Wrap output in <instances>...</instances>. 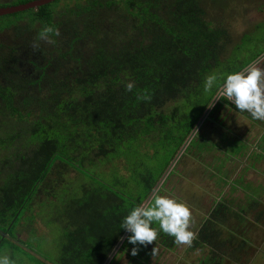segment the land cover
<instances>
[{
	"label": "trees",
	"instance_id": "obj_1",
	"mask_svg": "<svg viewBox=\"0 0 264 264\" xmlns=\"http://www.w3.org/2000/svg\"><path fill=\"white\" fill-rule=\"evenodd\" d=\"M45 26L59 35L40 39ZM6 30L15 40H0V230L8 235L0 234V255L11 264H28L18 250L31 264H104L125 232L120 221L145 203L224 77L264 51L241 58L237 52L253 38L245 36L250 39L222 61L232 35L223 21L208 19L203 0H54L0 16V33ZM213 74L216 85L205 92L204 79ZM129 81L134 83L130 92ZM222 107L235 109L218 98L184 154L199 157L218 146L200 129L210 118H222ZM229 131L219 135L221 146L230 148L222 146L225 156L212 165L214 180L222 178L215 181L219 186L231 179L225 163L247 151L236 147ZM62 166L75 169L77 178L66 180L58 172ZM34 207L43 218L51 211L53 221L62 224L54 240L57 256L48 263L18 238L23 218L30 216V224L36 219ZM231 216L244 225L248 211L234 212L227 199L219 201L194 237L192 248L213 247L214 255L202 264H221L215 253L232 243L221 239L223 220ZM152 227L158 232L155 242L175 247L158 224ZM133 246L126 237L109 264ZM138 247L142 263L148 262V250ZM129 255V264H137V256Z\"/></svg>",
	"mask_w": 264,
	"mask_h": 264
},
{
	"label": "rangeland",
	"instance_id": "obj_2",
	"mask_svg": "<svg viewBox=\"0 0 264 264\" xmlns=\"http://www.w3.org/2000/svg\"><path fill=\"white\" fill-rule=\"evenodd\" d=\"M9 1L11 0H0V2ZM203 7L208 14V19L214 18L218 22L223 21L232 35L230 36L228 46L224 50L225 53L221 57L222 61L227 59V55H235L236 46L242 43L245 36L253 38L252 42L241 46L240 50L237 52L241 58L251 57L254 52L264 47V0H203ZM76 21H78V19ZM250 37L243 40V42L246 43ZM0 40L4 43L13 42V40H15L13 31L6 30L1 32ZM262 64L263 63L259 66ZM219 112V114L222 115V118L217 116L214 117L217 120L210 118L200 129L203 136L209 140L217 141L218 146L215 147L213 151L206 152L203 156L200 155L199 157L194 152H190L188 155L183 152L175 164L177 168L175 174H173L166 182L165 188L161 194L165 196H174L190 208L191 218L189 230L193 234L190 245L176 244L174 248L168 249L161 245V243L153 241L151 244L145 246L149 253L148 262L146 259V262L142 263L145 259L141 258V254L137 253V255H135L137 256V264H202L201 260L212 254L213 251L211 250H213V247L209 244H204L203 247L197 245L195 248H192V246L194 237H196L204 222L210 218L212 210L216 204L219 201L226 199L230 203L231 200L230 185L219 187L215 184L216 180H214L212 176L215 171L212 168L215 158H222L225 156L222 150V146H225L224 144L221 146L222 143H220L219 134L221 131L224 130L226 132L227 130H230L229 134L234 136V138H236V142L239 143L236 147H247V151L245 150L246 152L243 155L230 158L231 160L224 165L226 167L224 170L227 171V174L230 175V178L232 179L231 182L236 185H246L250 189L254 187L264 189V185H259L258 183H264V136H262L264 133V121L253 120L250 115L237 112L235 109L228 111L224 110L222 107ZM208 114H203L199 121H201L203 116L206 115L203 120L204 122L208 117ZM216 114H218V111L215 115ZM251 120L256 123V125L252 128L250 127ZM247 138L249 139L247 140ZM244 142H246L247 146H244ZM250 144L251 146H254V149L250 147ZM240 148H231V151L235 152ZM250 154L253 155V158L251 159L246 156ZM259 158L261 159L257 160L256 163L255 159ZM247 167H250L249 170L244 172L247 174V178L245 177L243 179L242 174H240V176H236L238 172L244 171ZM61 169L62 171L58 170V172H61V175H64L66 180L72 178L74 179L78 176V172L69 166H62ZM250 176L252 178L249 180ZM1 178L2 176H0V179ZM245 179L248 180V182H245ZM218 180L221 181L222 178H218ZM218 180L216 183H219ZM232 207L236 209V206ZM39 209L40 208L35 207L32 209L36 214V219L33 223L30 224L27 221L30 220L28 219L30 216L23 218L25 226L19 227L20 231L18 238L23 241L29 249L36 252L37 255L35 256H41L42 260L48 263V258H55L57 256L54 240L60 237L61 234L59 230L62 224L58 220L53 221L54 213H51L49 210L47 211V214L44 213L46 215L45 218H43L42 215L37 214ZM30 213L31 211L29 214ZM256 214L257 213L255 212L250 214V217L246 220L248 223L246 226L239 224V221L235 216H231V220L225 219L224 226H222L223 229L221 231V239L232 240L233 245H231L230 248L234 249L236 244L237 247H241L240 245H243L238 249V254L241 257L242 264H264V244H262V240L264 238V211L261 210L259 213V215H263L261 219L263 223L260 222V226L255 225ZM45 219L49 224L44 221ZM51 221L54 224L50 226ZM32 229L35 230L36 235L33 231H31ZM255 232H257L258 235H261L262 238L259 240L260 242L256 241L253 245H250L249 239L252 240V238H254L251 235ZM240 236L244 237V241L241 240V243L239 241ZM10 239L15 240L16 238L10 237ZM154 247H156V253L155 255H152V249ZM226 249L225 251L223 249H219L215 254L218 258H223L221 264H232L226 260L228 257H231L232 251L228 248ZM129 253H131V248L122 256L117 257L116 264H129ZM17 256L27 261L28 264H31L32 262V259L21 250L17 251Z\"/></svg>",
	"mask_w": 264,
	"mask_h": 264
},
{
	"label": "clouds",
	"instance_id": "obj_3",
	"mask_svg": "<svg viewBox=\"0 0 264 264\" xmlns=\"http://www.w3.org/2000/svg\"><path fill=\"white\" fill-rule=\"evenodd\" d=\"M50 34L58 36L59 32L45 26L39 37L47 40ZM216 81L214 74L206 76L203 90H212ZM133 88V82L125 84L126 91ZM217 97L233 105L237 112H246L253 120L264 121V67L251 64L246 69L227 74L217 89ZM190 218V208L182 201L174 196L155 195L150 204L141 203L132 208L120 221V229L129 233L127 242L134 245L131 255L135 256L139 245L147 246L157 240L158 232L153 224H158L159 231L171 236L175 244L190 245L193 236L189 230ZM155 253L156 247L152 249V255ZM0 264H11V260L7 255H0Z\"/></svg>",
	"mask_w": 264,
	"mask_h": 264
},
{
	"label": "crops",
	"instance_id": "obj_4",
	"mask_svg": "<svg viewBox=\"0 0 264 264\" xmlns=\"http://www.w3.org/2000/svg\"><path fill=\"white\" fill-rule=\"evenodd\" d=\"M250 122V121H249ZM251 124V128L252 127H254V125H256V123H250ZM253 124V125H252ZM248 142V141H247ZM250 147L251 148H253L254 149V146H251V144H250ZM255 149H256V147H255ZM239 156H241V155H243V154H238ZM238 155H236V156H238ZM235 156V157H236ZM247 156V158H253V155L252 154H250V155H246ZM232 158H234V156L232 157ZM261 158H259V159H255V161H256V163H257V160H260ZM263 159H264V157H263ZM231 159H229L228 161H230ZM227 161V162H228ZM226 162V163H227ZM250 169V167H247L244 171H240V172H238V174H236V176H240V174H242L243 175V179L246 177L247 178V174H245L244 172L246 171V170H249ZM259 175V174H258ZM252 177L250 176L249 177V180L251 179ZM231 180L232 179H230L229 181H228V183H227V185H226V183H220V185L221 186H219V185H217V186H219V187H224V186H228V185H230V206L232 207V206H236V209L235 208H233L232 207V209H233V211L235 212V211H244V210H247L248 211V218L250 217V214L251 213H253V212H255V213H257L256 214V216H255V220H256V222H255V225H259L260 226V222H262L263 223V221H261V219H262V217H263V215H259V213L261 212V210H263L264 211V189L263 188H256V187H254V188H249L248 186H246V185H236L235 183H232L231 182ZM248 182V180H246L245 179V182ZM251 181H253V180H251ZM244 182V183H245ZM254 182H256V181H254ZM259 183V185H264V183L262 182H258ZM219 192H221V191H219ZM233 215V214H232ZM247 218V219H248ZM230 220H231V217L229 218ZM224 221H225V219L223 220V223H224ZM238 221H239V219H238ZM239 224H241V225H243L242 223H240L239 222ZM246 225H248V223L246 222L245 223ZM244 224V226H246ZM248 229V228H247ZM258 232V231H257ZM257 232H255V233H253V235H251L252 237H254V238H252V240L251 239H249L250 241H249V244L250 245H253L256 241H258V242H260L259 240L262 238V236L261 235H258L257 234ZM250 236V237H251ZM236 237H238V236H236ZM244 239V237L243 236H240V239H239V241H240V243H241V240H243ZM248 239V238H247ZM232 241V240H231ZM244 241V240H243ZM252 241H253V243H252ZM246 242V241H245ZM239 243V244H240ZM262 244H264V238H263V240H262ZM231 245H233V241H232V243H231ZM231 245L228 247V249H230L231 251H232V254H231V257H228L226 260H228L229 262H231L232 264H242V262H241V257H240V255L238 254V249L239 248H241L243 245H240L241 247H237L236 245L234 246V249H232V248H230L231 247ZM227 248V247H226ZM227 250V249H226ZM229 250V251H230ZM238 256V257H237ZM240 257V258H239ZM231 258V259H230ZM233 258H234V262H233ZM238 259V260H237ZM263 262V261H262ZM264 263V262H263Z\"/></svg>",
	"mask_w": 264,
	"mask_h": 264
},
{
	"label": "water",
	"instance_id": "obj_5",
	"mask_svg": "<svg viewBox=\"0 0 264 264\" xmlns=\"http://www.w3.org/2000/svg\"><path fill=\"white\" fill-rule=\"evenodd\" d=\"M52 1H54V0H31V1H28V2L16 4V5L0 6V16L8 15V14H13V13H17V12H22V11H26V10L31 9V8H37V7L41 6V5L48 4V3L52 2ZM263 57H264V52L255 60V62L259 61ZM217 100H218V97L215 98L212 101L211 106H209L207 108V110L205 111L204 114L207 115L211 111L212 107L217 102ZM206 115H204L203 116V119L197 123L196 127L194 128V130L192 131V133L190 134V136L188 137V139L186 140V142L183 144V146L180 148L179 152L176 154V156L174 157V159L170 163L169 167L166 169V171L164 172V174L162 175V177L160 178L159 182L157 183V185L155 186V188L153 189V191L151 192V194L149 195V197L147 198V200L145 201L144 204H149V202L152 200V198L154 197V195L156 194V192L158 191V189L160 188V186L162 185V183L165 181L167 175L170 173V171L175 166L176 162L178 161V159L180 158V156L182 155V153L185 151L187 145L189 144V141L193 138V136L196 134V132L198 131V129L202 125L203 120L206 117ZM0 234H2L5 237L8 236L6 232H3L1 230H0ZM128 234L129 233H127L126 231L124 232V234L122 235L121 239L119 240V242L117 243V245L113 249V251L110 253V255L108 256V258L106 259V261L104 262V264H109V262L111 261V259L115 255L117 249L121 246V244L123 243V241L125 240V238L127 237ZM18 244L20 246H23L20 243H18ZM26 250L27 251L29 250L28 252H30L34 256L37 255L36 252H33L31 249H29L27 247H26ZM38 258L39 259H42L41 256H38Z\"/></svg>",
	"mask_w": 264,
	"mask_h": 264
},
{
	"label": "flooded vegetation",
	"instance_id": "obj_6",
	"mask_svg": "<svg viewBox=\"0 0 264 264\" xmlns=\"http://www.w3.org/2000/svg\"><path fill=\"white\" fill-rule=\"evenodd\" d=\"M263 52H264V51H263ZM263 52H262V53H263ZM262 53H261V54H262ZM261 54H260V55H261ZM260 55H259V56H260ZM259 56H258V57H259ZM258 57H257V58H258ZM257 58H256V59H257ZM256 59H254L251 63H249V64H248L247 66H245L243 69H246V68H247L250 64H252V63H253V64H256V65H258V66H259L261 63H263V64L261 65V67H264V57H263L262 59H260L259 61L255 62ZM243 69H242V70H243Z\"/></svg>",
	"mask_w": 264,
	"mask_h": 264
}]
</instances>
